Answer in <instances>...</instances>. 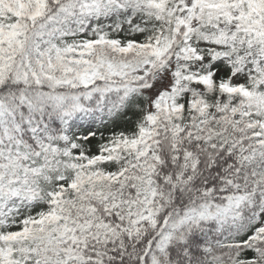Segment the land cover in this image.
Wrapping results in <instances>:
<instances>
[{
  "label": "snow or ice",
  "instance_id": "1",
  "mask_svg": "<svg viewBox=\"0 0 264 264\" xmlns=\"http://www.w3.org/2000/svg\"><path fill=\"white\" fill-rule=\"evenodd\" d=\"M0 264H264V0H0Z\"/></svg>",
  "mask_w": 264,
  "mask_h": 264
}]
</instances>
